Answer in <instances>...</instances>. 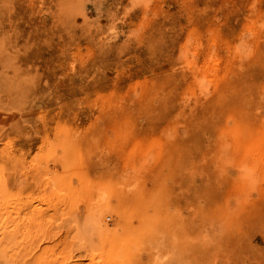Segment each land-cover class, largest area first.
Listing matches in <instances>:
<instances>
[{
	"label": "rangeland",
	"instance_id": "rangeland-1",
	"mask_svg": "<svg viewBox=\"0 0 264 264\" xmlns=\"http://www.w3.org/2000/svg\"><path fill=\"white\" fill-rule=\"evenodd\" d=\"M0 264H264V0H0Z\"/></svg>",
	"mask_w": 264,
	"mask_h": 264
},
{
	"label": "bare ground",
	"instance_id": "bare-ground-1",
	"mask_svg": "<svg viewBox=\"0 0 264 264\" xmlns=\"http://www.w3.org/2000/svg\"><path fill=\"white\" fill-rule=\"evenodd\" d=\"M222 133V132H220ZM231 136H232V141L236 140V136H235V131L232 128L231 129ZM140 201L142 200H130L128 205L131 207H136V210L138 212H140V220H139V229H136V234L135 235H140L141 238L144 240V245L142 247V249H146L145 246V241L147 238L150 237V235L152 236L153 234V226H154V218H155V214L154 213H150V212H146V210L141 208L140 205ZM109 206H104V207H100L99 209L101 211H104V209L108 208ZM102 222V221H101ZM99 220H97L95 222V226L97 227V231H99V237L102 238V240L104 239H108L111 242H113L114 240H116L115 238L117 237V233L116 230H109V228L107 229L106 226L103 225V223H101Z\"/></svg>",
	"mask_w": 264,
	"mask_h": 264
}]
</instances>
